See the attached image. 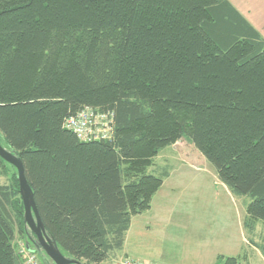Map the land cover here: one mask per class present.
<instances>
[{
	"label": "trees",
	"instance_id": "16d2710c",
	"mask_svg": "<svg viewBox=\"0 0 264 264\" xmlns=\"http://www.w3.org/2000/svg\"><path fill=\"white\" fill-rule=\"evenodd\" d=\"M86 110L112 116L109 138L65 128ZM186 138L250 198L246 229L264 223V39L229 0H0V142L63 255L121 251L167 176L155 158ZM9 166L0 157V264H26L36 238Z\"/></svg>",
	"mask_w": 264,
	"mask_h": 264
},
{
	"label": "crops",
	"instance_id": "0c3cea01",
	"mask_svg": "<svg viewBox=\"0 0 264 264\" xmlns=\"http://www.w3.org/2000/svg\"><path fill=\"white\" fill-rule=\"evenodd\" d=\"M229 1L264 39V0ZM152 171L157 173L166 172L165 175L167 174V176L164 178V182L170 175L168 167L161 168L155 166V163ZM224 189L227 195H231L235 199H241V205L244 209L243 232L248 236L249 231L245 227V220L247 218L249 199L234 196L225 185ZM162 193L163 191L159 190L155 194L150 210L133 217L131 226L125 236L123 249L111 256V259H109L111 264L117 258L126 257L151 264H192L191 260H195L196 258H199V262L195 263L193 261L194 264H218L219 257L241 260L242 243L247 246L243 253L244 260L249 255H254L264 261V242H262L263 240L256 241L258 238L259 222L256 224L255 229L250 231L251 239H248L246 236L242 241L240 224L237 237L227 238L224 235L221 236L220 240H217L220 245L228 246L226 247V252L207 250V254L203 258L199 254L196 255L195 251L199 252L198 248L201 245L199 239L191 238V243L188 242L190 233V227L188 226L192 220L185 217V211L183 214V212L175 210L170 202L161 200L160 195ZM157 200L159 201L157 202ZM200 222L204 225V220L201 219ZM220 222L224 225L225 220H221ZM262 228L264 230V227ZM209 242L210 236H207V246ZM186 244H190V246ZM200 259H203V261H200Z\"/></svg>",
	"mask_w": 264,
	"mask_h": 264
},
{
	"label": "rangeland",
	"instance_id": "374dc122",
	"mask_svg": "<svg viewBox=\"0 0 264 264\" xmlns=\"http://www.w3.org/2000/svg\"><path fill=\"white\" fill-rule=\"evenodd\" d=\"M154 163L155 166L161 168L168 167L170 171L169 177L160 189L163 191L160 198L164 202H170L175 210L183 212V214L185 211V217L192 220L188 226L190 227L188 242L191 243V238L199 239L201 245L198 248L199 252L195 251L196 255L199 254L203 258L207 254V250L226 252L228 246L220 245L217 240H220L224 235L227 238L237 237L240 224L242 241L246 238L247 235L243 232L244 209L241 199H235L226 194L224 185L217 179L214 167L195 148L190 138L162 150L155 158ZM9 168L13 171L11 166ZM156 175L160 176L158 173ZM1 179L2 182H5L4 178ZM201 219L204 220V225L201 224ZM221 220H225L224 225L221 224ZM258 226L256 241L263 240L262 242H264L262 228L264 223L260 221ZM207 236H210L208 246ZM247 238L251 239L250 231ZM186 245L190 246V244ZM246 248L247 246L242 243L241 264H264V261L254 255H249L244 260L243 253ZM118 259L120 258L116 260ZM201 260L203 261V259ZM193 261L198 263L199 258L191 260L192 264H194ZM102 264H111V262L107 260Z\"/></svg>",
	"mask_w": 264,
	"mask_h": 264
},
{
	"label": "water",
	"instance_id": "95a60500",
	"mask_svg": "<svg viewBox=\"0 0 264 264\" xmlns=\"http://www.w3.org/2000/svg\"><path fill=\"white\" fill-rule=\"evenodd\" d=\"M0 157L13 166L18 173L20 194L25 208L24 220L26 228L36 238V241L28 238L33 245L32 250L41 256L44 264H83L76 259L63 255L56 243L47 235L36 206L33 190L26 179L23 163L15 153L4 148L1 142ZM27 248H31L29 243Z\"/></svg>",
	"mask_w": 264,
	"mask_h": 264
},
{
	"label": "built area",
	"instance_id": "2783aa9c",
	"mask_svg": "<svg viewBox=\"0 0 264 264\" xmlns=\"http://www.w3.org/2000/svg\"><path fill=\"white\" fill-rule=\"evenodd\" d=\"M112 116L95 115L91 111L86 110L80 112L74 117H70L65 121V128L72 131L81 141H92L107 139L111 135ZM26 264H42L39 257L32 253L26 254ZM113 264H151L145 263L131 258H122L115 260Z\"/></svg>",
	"mask_w": 264,
	"mask_h": 264
}]
</instances>
